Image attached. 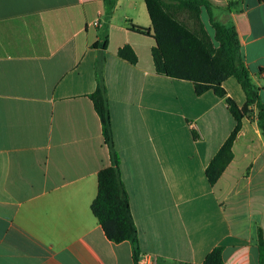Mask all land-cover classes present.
Here are the masks:
<instances>
[{"label": "crops", "instance_id": "1", "mask_svg": "<svg viewBox=\"0 0 264 264\" xmlns=\"http://www.w3.org/2000/svg\"><path fill=\"white\" fill-rule=\"evenodd\" d=\"M220 21L236 28L264 102V0H243L241 11ZM105 38L104 76L139 264H203L218 247L224 264H262L264 137L256 110L212 186L206 169L235 120L213 91L198 96L193 83L157 74L145 0H116L108 22L103 0H0V264H134L131 244L111 242L91 208L98 175L111 166L90 99L99 56L93 44ZM126 45L137 65L118 57ZM223 87L245 105L235 78Z\"/></svg>", "mask_w": 264, "mask_h": 264}, {"label": "trees", "instance_id": "2", "mask_svg": "<svg viewBox=\"0 0 264 264\" xmlns=\"http://www.w3.org/2000/svg\"><path fill=\"white\" fill-rule=\"evenodd\" d=\"M263 1V0H259ZM106 21L113 14L116 0H103ZM152 21L156 46L152 57L157 74L193 83L198 96L208 91L224 98L235 120V127L206 169L212 186L220 180L234 159L233 147L243 127L245 118L256 110L258 127L264 137V102L260 88L253 82L243 58L236 28L220 21L224 15L239 12L243 0H229L226 8H218L210 0H145ZM205 17L211 27L207 26ZM139 34L149 36L150 30L133 26ZM99 50L96 65L97 88L90 96L101 124L104 141L109 148L111 166L98 175V193L92 203V212L99 221L105 236L113 243L129 242L133 249V263L139 264L141 247L139 233L131 211L129 194L122 179L121 156L116 150L108 89L104 76L105 54L108 40L96 42ZM118 57L131 65H137L138 57L126 45L118 50ZM235 78L241 86L246 103L240 108L227 96L223 83ZM195 138H199L193 132ZM224 248H215L203 264H224ZM261 260L264 264V245L261 244Z\"/></svg>", "mask_w": 264, "mask_h": 264}, {"label": "rangeland", "instance_id": "3", "mask_svg": "<svg viewBox=\"0 0 264 264\" xmlns=\"http://www.w3.org/2000/svg\"><path fill=\"white\" fill-rule=\"evenodd\" d=\"M205 20H206V23H207V26H208V28H209V30H210V33H212V30H211V27H210V25H209V23H208V20H207V18L205 17ZM251 117V116H250ZM154 195L151 193L150 194V197L152 198ZM156 197L158 198V196L156 195ZM160 200L162 201V199L160 198Z\"/></svg>", "mask_w": 264, "mask_h": 264}]
</instances>
